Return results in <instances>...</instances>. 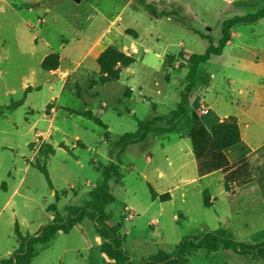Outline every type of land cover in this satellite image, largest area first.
Instances as JSON below:
<instances>
[{
  "label": "rangeland",
  "instance_id": "rangeland-1",
  "mask_svg": "<svg viewBox=\"0 0 264 264\" xmlns=\"http://www.w3.org/2000/svg\"><path fill=\"white\" fill-rule=\"evenodd\" d=\"M144 1L151 8L142 0H0V261L18 247L16 231L33 235L53 219L51 205L65 215L68 207L89 200L102 182L94 165L119 163L115 142L135 131L138 120L176 108L186 85L184 58L208 47L195 31L217 45L224 20L264 7V0ZM177 15L194 31L175 21ZM232 34L220 56L199 65L190 114L207 127L235 116L242 142L225 153L230 163L246 162L250 169L259 158L252 154L264 151V19L236 26ZM107 47L134 63L120 68L117 81L102 84L97 58ZM52 55L58 67L43 70ZM171 57L172 64L165 63ZM87 111L108 126L109 139L82 115ZM190 129L184 121L174 133H152L130 146L120 158V174L110 181L116 201L107 210L133 264L218 229L238 242L264 241V191L256 181L227 189L220 170L199 177ZM46 145L53 154L46 155ZM36 163L46 164L53 188ZM151 188L170 199L153 200ZM103 243L94 222L84 219L37 246L29 264H114ZM223 263L264 264V258L222 248L188 256V264Z\"/></svg>",
  "mask_w": 264,
  "mask_h": 264
},
{
  "label": "trees",
  "instance_id": "trees-1",
  "mask_svg": "<svg viewBox=\"0 0 264 264\" xmlns=\"http://www.w3.org/2000/svg\"><path fill=\"white\" fill-rule=\"evenodd\" d=\"M142 3L145 7L151 8V5L147 4L144 0H142ZM263 19L264 7L255 12L236 15L224 20L221 26L222 35L217 45L214 44L212 36L203 35L195 31L208 41V47L203 54L194 53L184 58L187 68L186 85L180 93V100L176 108L167 116L138 120L135 131L123 134L115 142V146L118 149L117 159L119 163L108 166L94 165L102 174V182L90 192L89 200L84 205L68 207L65 215H61L57 207L51 205L49 211L53 213V219L33 235L22 236L16 231L19 240L18 247L9 258L2 259L0 263L29 264L37 256V246L48 245L60 230L64 233H69L84 219H89L94 222L96 232L104 240L101 247L103 254L114 260V264H133L128 252L123 247L121 237L118 235L117 222L113 219L112 213L107 210L116 201L110 189V181L114 176L120 174V158L130 146L145 142L152 133H174L177 131L178 125L184 121L191 124L189 138L197 161L199 177H204L220 170L224 173L227 189L231 185L242 187L252 181H256L261 190L264 191V151L262 149L252 154V156L257 154L259 158L249 165L250 169L246 168V162H243L241 166L231 164L225 154L226 150L240 144L242 141L241 129L237 118L235 116H228L208 128L198 114L195 112L190 114V100L199 81V65L209 61L212 56H220L223 53L227 44L232 40V29L234 27L242 24H256ZM174 20L193 29L178 15ZM130 32L137 37V33ZM172 62L173 57L169 61L168 59L165 61L168 64H172ZM133 63L134 58L132 56L114 47H107L97 58L99 82L106 84L117 81L119 79L120 68H126ZM58 64V56L52 55L44 60L42 68L45 71H52L58 67ZM21 104V101L13 102L6 106L5 109L12 110ZM82 115L89 117L102 127L105 130V138L109 139L108 126L99 117L93 115L90 111ZM46 147L48 148L46 155L54 153L50 145H46ZM35 167L45 176L48 185L53 188L46 164L40 165L36 163ZM150 190L153 200L159 199L165 201L171 197L169 193L159 195L152 188ZM54 196L56 201H58L59 193L55 192ZM204 205L205 207H210L208 195H205ZM218 248L231 250L238 255H250L254 259L264 258V241L256 244L238 242L225 229H218L184 238L173 252L160 251L140 264H188V256L191 252L197 250H216Z\"/></svg>",
  "mask_w": 264,
  "mask_h": 264
},
{
  "label": "crops",
  "instance_id": "crops-1",
  "mask_svg": "<svg viewBox=\"0 0 264 264\" xmlns=\"http://www.w3.org/2000/svg\"><path fill=\"white\" fill-rule=\"evenodd\" d=\"M231 43V42H230ZM230 43H228V44H230ZM227 44V45H228ZM263 66H264V63H263ZM261 89H264V87H261ZM264 117V116H263ZM239 123V122H238ZM240 125V124H239ZM246 126H247V128L249 127V124L247 125L246 124ZM210 127H212V125L210 126ZM210 127H208V128H210ZM242 142V141H241ZM241 144V143H240ZM240 144H238V145H235V146H233L232 148H236V147H238ZM232 148H230V149H232ZM226 152V151H225ZM226 154V153H225ZM235 159H236V157H235ZM230 161V160H229ZM238 160H235V163L237 162ZM232 164V163H231ZM234 164V163H233Z\"/></svg>",
  "mask_w": 264,
  "mask_h": 264
},
{
  "label": "water",
  "instance_id": "water-1",
  "mask_svg": "<svg viewBox=\"0 0 264 264\" xmlns=\"http://www.w3.org/2000/svg\"><path fill=\"white\" fill-rule=\"evenodd\" d=\"M76 1H79V0H76ZM59 232H63L62 230H60Z\"/></svg>",
  "mask_w": 264,
  "mask_h": 264
}]
</instances>
